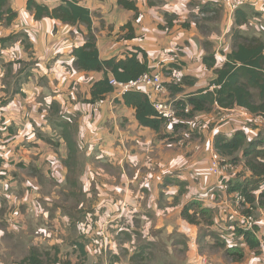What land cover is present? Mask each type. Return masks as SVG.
Instances as JSON below:
<instances>
[{"label": "crops", "instance_id": "1", "mask_svg": "<svg viewBox=\"0 0 264 264\" xmlns=\"http://www.w3.org/2000/svg\"><path fill=\"white\" fill-rule=\"evenodd\" d=\"M28 1L9 0L18 17L11 25L0 23V264H21L31 256L41 264H143L148 244L160 240L154 231L171 235L176 226L189 251L181 257L166 247L175 264H224L219 255L205 253V247L216 245L210 241L216 233L227 249L245 248L233 226L221 223L231 201L222 184L230 182L233 172L218 178L209 166L217 134L241 130L249 139L259 135L262 128H252L251 115L234 109L222 122L217 116L225 112L215 107L196 114L203 124L195 132L187 128L188 135L179 136L165 126L163 134L169 137L161 138L139 124L119 90L100 103H85L95 82L112 78L108 72L73 67L72 51L86 42L87 26L36 20L27 10ZM36 1L51 7L60 3ZM78 1L94 14L101 60L122 58L138 47L147 53L139 59L149 73L162 75L159 68L196 59L205 68L203 58L209 54L222 62L219 47H231L234 13L221 2L219 32L210 29L205 40L195 19L213 0H129L137 5L138 18L119 0ZM242 9L249 15L242 31L264 40V0H249ZM128 23L134 28L133 40L121 38ZM210 45L213 51L208 53ZM206 86L196 81L192 88ZM82 160L81 173L70 175L73 164ZM98 164L112 165L121 178L104 183ZM187 207L191 215L207 210L209 222L202 213L189 222L183 215ZM135 218L139 227L132 224ZM37 219L43 222L35 223ZM42 245L56 253L47 263L38 248Z\"/></svg>", "mask_w": 264, "mask_h": 264}, {"label": "trees", "instance_id": "2", "mask_svg": "<svg viewBox=\"0 0 264 264\" xmlns=\"http://www.w3.org/2000/svg\"><path fill=\"white\" fill-rule=\"evenodd\" d=\"M214 2L219 3L220 1L213 0L212 3L203 7L200 12L204 14L213 13L214 7L212 6ZM118 3L122 8L133 11L135 18L139 17L140 12L135 2L119 0ZM242 8L234 12L230 50H222L220 53L224 60L219 62L216 54H209L203 58L204 66L213 73V78L206 87L186 95L184 99H176V97L185 93V85L194 86L195 81L189 80L188 77L181 80V83H177L170 77H167L168 80L163 81L170 97L169 100H175L174 104L178 110L174 122L168 123L162 118L144 92L131 90L123 94L122 101L124 105L135 110L136 119L142 127L150 128L161 138H166L169 136L163 134L165 126H171L175 131L181 127L187 129V121L194 118L198 113H210L215 107L223 111L242 109L252 117H264V40L258 36L247 35L242 31L243 27L249 23V15ZM27 10L33 14L36 20L46 18L58 20L71 26L79 24L87 26L86 42L72 51L73 67L84 72H108L112 75V78L106 76L104 79L95 82L90 91V98L85 100V103H100L106 99L107 95L117 90L111 85V79L121 83H129L149 73L150 69L147 63L139 59L140 54L146 59L147 53L138 47L134 48L133 52L127 51L122 58L113 57L109 60H101L94 30V14L80 5L78 0H60V3L55 7L36 0H29ZM17 17L18 14L9 6V0H0V23L11 25ZM167 21V26L171 27L172 23L169 21L168 16ZM184 25L187 27L186 24ZM122 31H127L121 37L123 40L136 38L131 23L126 24ZM27 47L30 49L31 45H27ZM165 67L170 69L169 71L176 70L175 64L164 66L163 70ZM188 82L190 83L188 84ZM116 101L119 102V100ZM187 106L190 107L189 114L185 113ZM252 123L254 122L252 121ZM258 136L249 139L248 135L241 130L236 131L231 136L217 134L214 141V150L221 157L222 165H234L238 159L236 155L240 153L251 176L262 186L264 183V139ZM228 185L229 194L240 192L246 197L250 206L252 205L254 208L257 204L258 208L264 211V191L256 196L261 186L255 191V187H240V185H235L232 182H228ZM207 212V210H202L198 213H202L204 216ZM198 213L195 215L189 214V208L187 207L183 215L189 222L195 223ZM236 232L243 238L245 248L237 245L234 251H226V257L233 259L234 263H241L246 256V247L251 251L259 252L261 244L252 233H243L242 230H236ZM54 262H57V260H54ZM21 264H41V262L31 256L23 260Z\"/></svg>", "mask_w": 264, "mask_h": 264}, {"label": "rangeland", "instance_id": "3", "mask_svg": "<svg viewBox=\"0 0 264 264\" xmlns=\"http://www.w3.org/2000/svg\"><path fill=\"white\" fill-rule=\"evenodd\" d=\"M249 3V0L247 1ZM214 7V11L213 13L210 14H204V13H199V15L196 16L195 19V23L197 24L198 28H199V32L201 33V36L203 38H205V40H207V35L208 37L211 35L209 30L213 29L215 33H218L219 30L216 27L218 25V23H221V12H220V7H219V3L215 4ZM205 28H207L205 30ZM204 29V30H203ZM212 30V31H213ZM206 32V33H205ZM226 44H223L222 47H219V54L221 53V51L223 50V48L225 47ZM208 53L213 51V47H207L206 48ZM181 51L176 50V54H180ZM163 62V61H162ZM184 67H187L185 70V74H188V76L184 75ZM176 70L173 71H169L170 69L166 68L163 70V68H159V71H161L162 76L164 77L163 80H167V77L173 78L177 83H181V80H183L185 77H188L189 80L191 81H199V84L206 86L208 84V82L213 78L211 77V74L213 75V73H211L210 70H208L206 67L202 68V64L200 60H193L191 63H180V65H176ZM182 69V71L180 70ZM172 73V74H171ZM171 74V75H170ZM197 74L198 77L196 79V77H193L192 75ZM190 82H188L189 84ZM193 86H188L185 85L184 91L186 92L185 94H182L183 96H186L190 93L195 92L194 90H197L196 88H192ZM167 98L169 97L168 94L166 96ZM183 98V97H182ZM220 115V114H219ZM217 116V115H216ZM219 119L222 116H217ZM183 124H185L183 122ZM254 124V123H253ZM261 127L262 130L259 131V136L260 138L264 139V123H256L254 124V126H252V128H259ZM187 129H185V127H181L179 128L177 135H188L187 133H185L184 131H186ZM254 138V137H253ZM236 157L238 158L236 163L234 165H232V168H234V170L230 169V173L231 171L233 172V174H231V178L232 179H228V181L234 183L235 185H240V187L243 186H247L248 188H252L255 187V191L259 189V187L261 186V183H257L256 180L251 176L250 171L248 170V168L245 166L244 161L241 157V154L239 153L238 155H236ZM83 160L81 161V164H79V166H77V164H73V167L70 171V175H75L77 172L81 173L82 171V167L83 165H85V163H83ZM97 165V163L92 164L91 166ZM117 166V165H116ZM98 167H100V172L102 177H105L106 179L103 180V182L105 183L106 181H109L111 178H121V174L119 175V171H117L116 168H114L112 165L110 164H98ZM236 172V173H235ZM130 174H132L133 176L135 175V170L132 171L131 173L128 172V176L130 177ZM235 174V177H234ZM230 175V174H228ZM37 177H39L40 180H45V178L38 174ZM234 178V179H233ZM98 179V177H97ZM96 179V181H97ZM233 180V181H232ZM46 181V180H45ZM262 188V186H261ZM230 203V201H229ZM252 206V205H251ZM206 214V219H204L205 221L210 220L211 218V214L209 212L205 213ZM253 216L258 219L260 221V223L262 224L263 222V217L262 213L260 212V210H258V206L256 204V206L254 207V210L252 212ZM226 215V214H224ZM43 222L40 219L35 220V223H41ZM224 225L230 226L231 224L227 221V219L225 218L224 220H222L221 222ZM134 226H140V219L135 218V221H133L132 223ZM175 224V223H173ZM176 226V225H175ZM154 230V229H153ZM178 230V226H176V229L174 231L173 234L169 235L167 232L163 230L157 231L155 230L154 232L156 234H158V237L160 238L159 241H156L154 243H150L148 245H150L149 249L150 251L148 253H146V261L143 264H175L174 261H172L171 257L168 254V248L166 249V247H173L174 251L180 252V256H186L187 252L189 251V246L185 243L186 241H184V239L186 240V238L181 237V235L176 234ZM138 236L140 235V233H138ZM216 239L211 238L210 241H213L216 245L212 246L211 248L209 246L205 247V253L208 255H219L220 257H222L223 263L224 264H235L233 259H229L226 257V251L227 250H231L234 251L235 250V246L233 247H229L227 249V244L223 243L222 244V236L220 233H216ZM226 242V241H225ZM33 244V241H28V246ZM27 244L24 246L26 247ZM39 250L41 252H43L42 257L44 258V262L47 263L49 262L50 259L54 258V255L56 254L54 250L51 251H47L48 247H46V245H42L41 247H38ZM160 249V254L157 253V249ZM249 250V249H248ZM246 251V250H245ZM46 252L50 253L51 255H46ZM245 258L244 260L241 262L243 264H254L252 262L253 259L256 260V264H264V246L261 247L260 251H247L245 254ZM22 257V256H21ZM240 264V263H237Z\"/></svg>", "mask_w": 264, "mask_h": 264}, {"label": "built area", "instance_id": "4", "mask_svg": "<svg viewBox=\"0 0 264 264\" xmlns=\"http://www.w3.org/2000/svg\"><path fill=\"white\" fill-rule=\"evenodd\" d=\"M224 4L232 13L236 10L244 7L247 0H218ZM111 85H113L121 93H125L131 90H139L147 94L153 103V106L157 113L164 118L168 123H172L177 118L178 110L174 104L175 100H169L167 98L161 97V94L167 93V88L164 85L163 77L159 74L146 73L136 81H131L129 83H121L115 79H111ZM157 95V96H156ZM221 114L220 121H225L230 117V112L224 111ZM185 113H190V107L185 108ZM251 120L254 123L264 122V117L262 116H251ZM203 122L198 118H192L187 121L189 133L195 132L196 129L202 127ZM233 170L230 164L222 165L221 157L213 151L210 160L209 171L218 178H222L226 172ZM223 190L227 192L230 196L231 201L228 203V212L223 216V220L226 218L227 221L233 226L234 230H242L243 233H252L258 241H260L261 247L264 246V217L262 224L258 219H256L252 212L254 208L247 203L246 197L240 192L228 193L229 185L227 182L222 184ZM264 191V183L262 188L256 193L258 194ZM264 216V211L258 208Z\"/></svg>", "mask_w": 264, "mask_h": 264}]
</instances>
